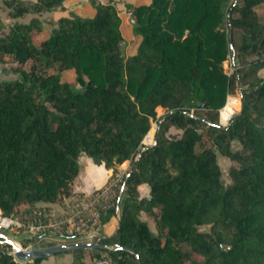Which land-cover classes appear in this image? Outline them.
I'll return each instance as SVG.
<instances>
[{
	"label": "trees",
	"instance_id": "trees-1",
	"mask_svg": "<svg viewBox=\"0 0 264 264\" xmlns=\"http://www.w3.org/2000/svg\"><path fill=\"white\" fill-rule=\"evenodd\" d=\"M261 1L3 0L12 17L69 14L48 31L35 16L10 24L0 16V63L9 55L18 74L0 79L2 211L61 201L82 154L111 174L129 160L121 199L102 218L118 208L117 230L99 241L134 252L99 251L119 264H264ZM227 54L239 64L235 77L223 70ZM235 88L240 110L222 126L218 109ZM152 121L154 142L143 145ZM217 152L230 160L227 183ZM83 250L93 260L74 264H95L98 252ZM0 260L13 264L11 254Z\"/></svg>",
	"mask_w": 264,
	"mask_h": 264
},
{
	"label": "built area",
	"instance_id": "built-area-1",
	"mask_svg": "<svg viewBox=\"0 0 264 264\" xmlns=\"http://www.w3.org/2000/svg\"><path fill=\"white\" fill-rule=\"evenodd\" d=\"M237 68L238 65L235 62L228 61L224 72L230 76ZM240 105L239 91L237 93L228 92L224 103L218 109L219 124L226 125L237 113ZM155 128L156 122L143 136L141 140L143 145H150L154 142ZM127 167L118 168L99 187L90 191L72 190L57 203L14 213H4L0 208V230H10L18 235L14 239L22 250L40 247L36 246V243L45 240L74 238L72 240L88 241L96 239L100 236L98 229L103 223L104 214L111 209L114 199L119 198L118 192L124 187ZM9 253L12 255L13 264L31 262L19 259L13 248ZM93 262L95 264H119L117 258L110 254H104ZM0 264H2L1 260Z\"/></svg>",
	"mask_w": 264,
	"mask_h": 264
},
{
	"label": "rangeland",
	"instance_id": "rangeland-1",
	"mask_svg": "<svg viewBox=\"0 0 264 264\" xmlns=\"http://www.w3.org/2000/svg\"><path fill=\"white\" fill-rule=\"evenodd\" d=\"M9 6L3 2V0H0V16L3 19V21L6 24H10L13 23L14 21H28L29 19H31L32 17H38L43 26L45 27L46 31L51 30L53 27L52 22L55 21V19H57L59 16L61 15H68L69 14V10L68 9H57V10H41L38 12H32V13H28L23 17H12L9 16L8 11H9ZM256 10L258 12V15L261 19L264 18V0H262L256 7ZM126 20L131 21L130 17H127ZM241 31L238 28H235L233 30V40H234V44L235 46H239L240 44V40H241ZM127 44V40L126 38H123V40L121 41V46L123 51L125 50ZM264 54V52H263ZM257 55L253 54V55H249L248 58L252 59V58H256ZM228 61H233L235 62L238 67L239 64L235 61L234 57L231 54H227L226 59L222 62V67L223 70L225 69L226 64L228 63ZM13 64H15V62L13 61L12 57H10L9 55H5L4 56V60L0 63V79L3 78H14L16 76H18L17 73H14L13 71H11L10 66H12ZM241 67V65H240ZM257 74L260 76H264V67H261L257 70ZM230 76H234L235 74L233 73ZM75 77V73L73 71H68L64 74V79L72 81ZM238 88H235L234 90H230V93H237ZM241 106V105H240ZM157 113H162L164 112V108L160 109V108H156ZM240 110V107L238 109V111ZM155 121H152V124ZM173 132L176 130H172ZM84 154H82V158H84ZM217 157H218V162L221 165L222 171H223V178L225 183H227L229 181L228 176H227V169L228 166L230 164V160L228 157L221 155L219 152H217ZM120 166L122 165V163L119 164ZM118 165V166H119ZM119 199H121V197H119ZM118 218H119V214H118V210L116 211L115 215L113 217H111L109 220L104 221L102 223V225L100 226V228L98 229L99 234L100 235H110L111 233H113L114 231V227L116 225V222H118ZM111 222L112 225H111ZM148 222H150V229L155 231L156 227L155 224H152L151 222H154L152 220L151 217L148 218ZM2 233H5L9 236H12L13 238L18 237V235H16L15 233H12L10 230H0ZM49 240V239H48ZM72 241H76V240H72V238H67V239H56V240H49V241H39L36 243V246H45V245H51V244H57V243H62V242H72ZM4 244L3 241H0V253H6V254H10L9 251L12 250V247L7 246V245H1ZM92 252H98V257L104 255V254H108L105 251H99V249L97 248H91L89 249ZM95 258V259H96ZM91 260H93L92 256L90 255V253L88 252V250H75V251H70V252H58V253H53L50 254L48 256H45L43 258H41L40 261L35 262V261H31L27 264H74V263H78V262H90ZM7 264V263H5Z\"/></svg>",
	"mask_w": 264,
	"mask_h": 264
},
{
	"label": "water",
	"instance_id": "water-1",
	"mask_svg": "<svg viewBox=\"0 0 264 264\" xmlns=\"http://www.w3.org/2000/svg\"><path fill=\"white\" fill-rule=\"evenodd\" d=\"M119 220V218H118ZM117 230L115 228L114 232L110 235H100L98 238L88 241H72V242H62L57 244L45 245L40 247H34L29 250H22L18 242L12 237L5 233L0 232V241L4 243H8L14 250L15 255L24 261H33L37 258H43L53 253L58 252H70L75 250H83V249H113V250H129L134 252V250L125 245L119 244H111L106 242H100L99 239L101 237H109L113 235ZM139 260V259H138Z\"/></svg>",
	"mask_w": 264,
	"mask_h": 264
},
{
	"label": "crops",
	"instance_id": "crops-1",
	"mask_svg": "<svg viewBox=\"0 0 264 264\" xmlns=\"http://www.w3.org/2000/svg\"><path fill=\"white\" fill-rule=\"evenodd\" d=\"M163 109L161 105L157 106V109ZM163 113V112H162ZM162 113H157L160 115ZM80 170L77 178L75 179L72 190H81V191H90L96 187L102 185L107 178L111 175V170L106 168L104 164L96 162L92 157L85 155L82 158V155L79 156ZM129 165V160H125L122 162V165L118 166V168H124ZM140 196H148L149 195V185L147 183H142L137 187ZM140 217L148 221V216L145 211L140 212ZM113 222H111L112 225ZM150 224V222H148ZM154 224L155 222H151ZM117 226L114 227V230ZM114 232V231H113ZM112 234V233H111Z\"/></svg>",
	"mask_w": 264,
	"mask_h": 264
}]
</instances>
